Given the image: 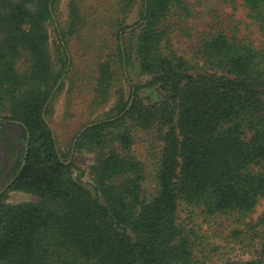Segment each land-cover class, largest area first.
Instances as JSON below:
<instances>
[{
	"label": "trees",
	"instance_id": "obj_1",
	"mask_svg": "<svg viewBox=\"0 0 264 264\" xmlns=\"http://www.w3.org/2000/svg\"><path fill=\"white\" fill-rule=\"evenodd\" d=\"M241 1L263 45L212 28L190 58L172 22L188 0H65L66 19L62 0H0V264H205L198 217L251 242L224 264H264V215L247 220L264 199V0ZM153 87L161 98L142 95Z\"/></svg>",
	"mask_w": 264,
	"mask_h": 264
},
{
	"label": "rangeland",
	"instance_id": "obj_2",
	"mask_svg": "<svg viewBox=\"0 0 264 264\" xmlns=\"http://www.w3.org/2000/svg\"><path fill=\"white\" fill-rule=\"evenodd\" d=\"M192 13L189 16H184L182 19L175 17L172 22L176 28L173 34L175 47L180 53L193 57L195 48L201 35L212 28H222L226 31H235L240 37H250L257 47L263 45V38L260 35L256 25L248 16V11L242 5L241 0H236L235 6L224 2L223 0H188ZM61 18L66 19L67 11L65 9V0H62L60 7ZM138 19L137 12L130 18V23ZM50 43L55 40L54 32L51 28ZM189 32L190 35L186 33ZM128 72L132 75L134 82H140L145 78L140 77L136 69L128 68ZM142 95L154 99L161 98V94L154 87L145 88L142 90ZM64 96H61L56 104L55 115L52 122V127L57 128L60 115L63 112ZM58 130V128H57ZM143 135L138 139L135 145V151L138 156L148 164V178L145 182V190L148 196L156 192L157 186L154 178V163L153 156L150 152V146ZM0 146V165L3 162L4 156ZM94 154L80 153L72 157L78 168L75 174L84 170L82 181L91 186L90 178L87 174L88 166L93 162ZM31 196L22 192H11L8 200L11 202H21L30 200ZM264 215V199L255 208L254 212L247 220L256 221L260 216ZM183 218L187 217V213H181ZM196 229L200 236L197 257L200 262L205 264H224L227 260H246L250 258L252 246L251 242L242 236L241 239H236L233 231L236 225L225 218H216L210 223H204L201 218H196Z\"/></svg>",
	"mask_w": 264,
	"mask_h": 264
},
{
	"label": "water",
	"instance_id": "obj_3",
	"mask_svg": "<svg viewBox=\"0 0 264 264\" xmlns=\"http://www.w3.org/2000/svg\"><path fill=\"white\" fill-rule=\"evenodd\" d=\"M128 30H130V28L126 29V31H128ZM70 62H71V61H70V58H69V64H68V66L70 65ZM68 68H69V67H68ZM67 70H68V69H67ZM125 73H126V72H125ZM64 76H65V74H64V75L62 76V78L59 80V82H58V84L56 85V87H55L54 90L57 89L58 85L61 83V81H62V79L64 78ZM91 125H93V123H90V124H88L87 126H85V127L81 130V132H82L83 130H85L86 127H89V126H91ZM78 136H80V133H79ZM76 140H77V139H75L74 143L76 142ZM27 144H28V143H27ZM23 164H24V161H23ZM5 188H6V186L0 189V194L5 190Z\"/></svg>",
	"mask_w": 264,
	"mask_h": 264
}]
</instances>
